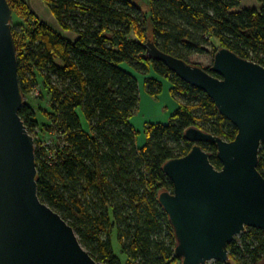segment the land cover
<instances>
[{
  "label": "trees",
  "instance_id": "1",
  "mask_svg": "<svg viewBox=\"0 0 264 264\" xmlns=\"http://www.w3.org/2000/svg\"><path fill=\"white\" fill-rule=\"evenodd\" d=\"M257 1L241 7V0H45L68 36L38 19L27 0H8L24 96L19 114L35 139L38 195L97 261L124 262L113 248L117 238L127 262L182 264L159 202L162 191L174 190L163 166L193 147L188 128L227 141L238 128L205 91L148 56L146 44L152 40L189 63L207 47H227L264 65V0ZM124 62L168 78L180 101L168 123L146 125L143 145L131 122L139 82ZM211 67L205 69L215 74ZM146 86L152 95L162 90L156 77L147 76ZM32 101L47 102L40 107L46 121ZM201 145L220 169L217 146ZM258 170L264 176V143ZM228 250L230 261L207 264H263L264 231L247 227Z\"/></svg>",
  "mask_w": 264,
  "mask_h": 264
},
{
  "label": "water",
  "instance_id": "2",
  "mask_svg": "<svg viewBox=\"0 0 264 264\" xmlns=\"http://www.w3.org/2000/svg\"><path fill=\"white\" fill-rule=\"evenodd\" d=\"M11 18L8 0H0V264H107L97 261L74 228L38 195L35 139L19 114L24 96ZM146 49L148 56L205 91L238 128L232 141L188 128L185 138L194 145L164 164L174 190L159 195L182 264L228 262V245L236 236L247 227L264 231V176L258 170L264 143V65L222 47L211 67L216 76L152 40ZM203 142L217 146L220 169Z\"/></svg>",
  "mask_w": 264,
  "mask_h": 264
},
{
  "label": "rangeland",
  "instance_id": "3",
  "mask_svg": "<svg viewBox=\"0 0 264 264\" xmlns=\"http://www.w3.org/2000/svg\"><path fill=\"white\" fill-rule=\"evenodd\" d=\"M257 0H241V7L245 6H258ZM144 9H146V4H143ZM206 52L203 53H194L190 56V61L199 65L203 68L213 66L215 53L207 47ZM121 67L131 72L139 82V102L138 107L134 111L131 122L136 130L137 143L143 145L147 140L146 125L149 123H168L171 115L176 110L180 101L172 94L170 88L172 86L170 80L165 76L159 74L155 69H151L148 73H143L142 71L135 68V66L124 62L121 64ZM156 77L162 83V90L156 95L149 93L146 86V77ZM28 100V99H27ZM34 107L37 110V118L40 122L46 121L47 118L44 115L43 111L40 110V107L48 108L46 101H32ZM83 122H85L83 118ZM247 229V228H246ZM237 237V236H236ZM235 237V238H236ZM235 240V239H234ZM113 248L115 253L120 256L121 260L126 261V256L121 252L120 244L117 238H113ZM182 260V259H181ZM217 261V260H212ZM230 261V259H229ZM122 262V263H124ZM131 263V262H127ZM264 264V257L262 260Z\"/></svg>",
  "mask_w": 264,
  "mask_h": 264
},
{
  "label": "crops",
  "instance_id": "4",
  "mask_svg": "<svg viewBox=\"0 0 264 264\" xmlns=\"http://www.w3.org/2000/svg\"><path fill=\"white\" fill-rule=\"evenodd\" d=\"M32 10L35 12L38 19L47 22L50 26L58 30L59 32H64V34L71 36L70 33L65 32L59 26L58 21L54 17L50 7L46 4L45 0H27Z\"/></svg>",
  "mask_w": 264,
  "mask_h": 264
},
{
  "label": "built area",
  "instance_id": "5",
  "mask_svg": "<svg viewBox=\"0 0 264 264\" xmlns=\"http://www.w3.org/2000/svg\"><path fill=\"white\" fill-rule=\"evenodd\" d=\"M240 236V235H239Z\"/></svg>",
  "mask_w": 264,
  "mask_h": 264
}]
</instances>
